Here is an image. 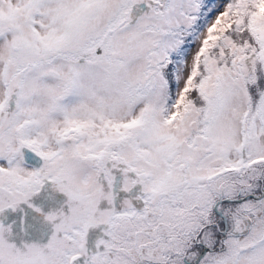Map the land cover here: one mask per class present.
Returning a JSON list of instances; mask_svg holds the SVG:
<instances>
[{
  "label": "snow or ice",
  "instance_id": "obj_1",
  "mask_svg": "<svg viewBox=\"0 0 264 264\" xmlns=\"http://www.w3.org/2000/svg\"><path fill=\"white\" fill-rule=\"evenodd\" d=\"M0 161V264H264V0H0Z\"/></svg>",
  "mask_w": 264,
  "mask_h": 264
},
{
  "label": "rangeland",
  "instance_id": "obj_2",
  "mask_svg": "<svg viewBox=\"0 0 264 264\" xmlns=\"http://www.w3.org/2000/svg\"><path fill=\"white\" fill-rule=\"evenodd\" d=\"M0 166L6 167V161H0ZM25 167L28 168V170H35L27 166ZM121 179L122 177H118V180ZM136 194V190H134L132 195ZM124 198H129V194L119 192L118 200H122ZM66 201L67 197L61 193L56 192L49 184L44 188L40 195L33 198L31 203L36 208H40L46 215L51 211L61 209V207H64L65 211H67ZM6 212L8 214V222L3 224L5 226L12 227L15 242H17L18 244L20 242L32 243L35 240L34 237H37L39 238V240L35 243H41V238H46V241L44 243H47L51 235V227L45 222L43 215L37 213L33 208H29L27 205H21L20 209L16 211L9 209L6 210ZM102 236V230H92L89 234L90 245L94 247L96 240L102 238Z\"/></svg>",
  "mask_w": 264,
  "mask_h": 264
},
{
  "label": "water",
  "instance_id": "obj_3",
  "mask_svg": "<svg viewBox=\"0 0 264 264\" xmlns=\"http://www.w3.org/2000/svg\"><path fill=\"white\" fill-rule=\"evenodd\" d=\"M24 157H25V164L27 166L40 168L43 164V161L41 158L36 156L34 153H32L28 149L23 150ZM7 212H5L3 215H0V222H7Z\"/></svg>",
  "mask_w": 264,
  "mask_h": 264
},
{
  "label": "flooded vegetation",
  "instance_id": "obj_4",
  "mask_svg": "<svg viewBox=\"0 0 264 264\" xmlns=\"http://www.w3.org/2000/svg\"><path fill=\"white\" fill-rule=\"evenodd\" d=\"M7 219H8V214H7ZM7 222H8V220H7ZM7 222H2V223H7ZM41 238V237H40ZM34 241L33 242H36V241H38L39 240V238H37V237H34ZM42 239V242L41 243H44L45 241H46V238H41ZM32 242V243H33Z\"/></svg>",
  "mask_w": 264,
  "mask_h": 264
}]
</instances>
